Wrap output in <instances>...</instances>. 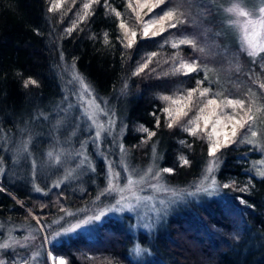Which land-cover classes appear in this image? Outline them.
<instances>
[{"label":"trees","instance_id":"16d2710c","mask_svg":"<svg viewBox=\"0 0 264 264\" xmlns=\"http://www.w3.org/2000/svg\"><path fill=\"white\" fill-rule=\"evenodd\" d=\"M146 2L155 0H0V219L29 216L25 208L36 214L38 208L51 212L82 201L91 205L96 197L98 174L95 185L87 175L79 188H51L42 198L7 182L1 156L7 143L23 140L29 149L50 144L51 123L61 116L63 63L72 64L122 125L120 143L126 159L142 164L153 157L161 173L173 169L171 174L162 173V178L174 187H192L210 157L206 134L212 132L211 124L204 128L200 121L203 131L196 136L184 131L207 99L243 100V110L225 108L224 113L235 111L247 119L251 102L246 87H252L256 78L264 83V49L250 57L235 42L226 43L219 33L217 10L207 0H165L152 12L138 7ZM168 10L174 12L171 23L177 26L169 28L165 22L164 32L144 38V22ZM121 22L129 29V38L132 30L137 33L132 48L126 47ZM183 33L194 45L170 39ZM186 61H195L197 70L185 74L180 65ZM145 63L147 67L134 75ZM29 78L37 83L25 87ZM205 88L208 95L200 97ZM191 89L197 91L186 109L188 116L169 128L170 117L163 109L187 104ZM164 96L170 99L163 100ZM173 100L180 103L174 105ZM250 122L238 130L235 143L214 157L218 194L177 204L150 233H132L124 218L107 217L87 235L75 234L51 244V254L65 264H264L260 155L249 141L240 139ZM142 127L156 135L149 139ZM59 130L64 132L65 126ZM181 157L190 163L182 165ZM225 183L230 187L223 188ZM133 240L147 249L137 259L130 256ZM42 264H48L45 258Z\"/></svg>","mask_w":264,"mask_h":264},{"label":"rangeland","instance_id":"374dc122","mask_svg":"<svg viewBox=\"0 0 264 264\" xmlns=\"http://www.w3.org/2000/svg\"><path fill=\"white\" fill-rule=\"evenodd\" d=\"M207 1L217 10V22L221 23L218 25L221 28L219 33L226 43L235 42L250 57L264 49V28H260L254 37L257 49L253 55L249 54L252 49L246 40V36L251 37V28L247 31L244 28L247 20L264 21V11H261L264 9V0ZM233 7L249 15L241 17L227 11ZM170 39L180 41L190 38L183 33L177 37L171 35ZM196 48L201 50L203 47ZM253 84L252 87H246L247 98L251 102L252 111L249 115H252V122L240 139L251 141L260 155L259 166L264 173V106L261 104V100L264 101V87L261 85L264 83L256 78ZM60 87L61 116L58 118L60 121L51 123L48 133L50 144L29 149L26 141L15 140L3 147L5 149L1 156L6 167V177L10 181L7 182L14 181L12 185L15 188L24 187L27 194L42 198L51 188H71L74 185L79 188L87 175H90V182L95 185L98 174L96 197L91 205L82 201L77 206H64L60 211L51 212L38 208L36 214L25 208L29 216L17 221L0 219V245L7 246L0 248V264H42L44 258L48 264H58L61 257L51 254L48 248L51 244L75 234L87 235L107 217L124 218L132 233L138 230L150 233L156 230L177 204L207 195L200 193L188 196L187 193L195 191L197 186L207 187L211 183L214 157L208 158L192 187L171 186L163 181L162 175L159 179L155 178L160 169L153 157L142 164H131L126 159L124 149L122 153L120 147L122 125L104 101L94 96L72 64H62ZM110 121L114 122L111 128ZM61 126H65L64 132L59 130ZM96 131H101V136L94 142ZM253 131L257 133L256 137L251 136ZM209 166L212 172L207 171ZM110 177L111 191L108 190ZM129 178L134 181L131 185L128 184ZM117 201L120 203L117 204ZM101 213L103 215L99 221L82 223ZM78 223H82V227L66 231ZM146 252V247L133 240L130 247L133 259Z\"/></svg>","mask_w":264,"mask_h":264},{"label":"snow or ice","instance_id":"6c2138e0","mask_svg":"<svg viewBox=\"0 0 264 264\" xmlns=\"http://www.w3.org/2000/svg\"><path fill=\"white\" fill-rule=\"evenodd\" d=\"M165 0H155L154 3H144V4H138V7H147L148 12H152L155 7H158L160 4H163ZM85 9L89 7L88 4L84 5ZM131 7V5H130ZM51 11V9H49ZM230 13H235L238 16L245 17L248 16L249 14L245 11L240 10L238 7H233L229 8L227 10ZM261 11H264L262 9ZM117 16L120 15V13H116ZM138 21L141 19L139 16H137ZM174 19V12L172 11H167L164 13V15L160 16L158 19H150L143 24L142 32H143V37L148 38L150 35L152 37H155L159 35L160 33L165 31V22H169L167 24V27L169 28H174L176 27V23H171V21ZM180 23H183V21H179ZM160 25L158 30H151L154 28L156 25ZM120 28L124 30V38L127 40L126 47L127 48H132L134 42H135V37L137 33L132 30L130 32L131 38H129V29L126 28V25L121 22ZM244 28L247 31L249 28H251V37L246 36V40L249 44V47L252 49V52H250V55H253L257 49V44L255 43L254 37L258 34V30L260 28H264V21H255V20H247L244 24ZM69 33H71L72 29L67 30ZM107 43V41H106ZM180 44H193L194 41L191 39H183L180 40ZM173 48L178 47L177 44L172 45ZM153 56L156 54L153 53ZM151 60V57H149V61ZM147 67V63H145L143 66H141L140 69H138L137 73H134V75H138L139 72H142L144 68ZM180 68L186 69L185 74L191 73L196 71V64L195 61H193L191 64L187 63H181ZM179 70V69H178ZM37 82L35 80H32L29 78L28 80L25 81V87H27L29 84L35 85ZM201 84V81H197V85L199 86ZM261 87H264V85H261ZM197 91V89H191L187 92V104H183V106L177 107L176 109L172 108H164L163 111L167 113L168 117H170V122L168 123V127L172 128L175 123H177L181 117L188 116V111L186 109H189V107L192 105L193 98H194V93ZM209 93V89L205 88L203 91H200L199 95L200 97H206ZM163 100H169L170 97L164 96L162 97ZM172 103L174 105L179 104V101L173 100ZM245 107V103L243 100H233V99H226L223 101H217V99H207L204 103L203 106L199 107L198 112L194 118H190L187 121L188 127L184 128V131L188 133L190 136H196L198 131L202 132L203 129L200 127V121H203L204 128H207L209 124H211L212 127V132L206 134L207 139L209 141V147H208V155L210 157H215L217 152H219L222 148H226L229 145L233 144L236 142V138L239 134L238 130L242 129L245 127L246 124H248L249 121L252 120V116L249 115L252 111L251 105L248 107V111L245 113V116H247V119L244 117H240L238 113L235 111L231 114H226L224 113L225 108H233V109H241L243 110ZM206 109H211L207 115H205ZM213 117H215L213 119ZM91 119V117H89ZM159 125V120H157V126ZM114 122L110 121L109 127H113ZM103 128V126H100ZM230 129V131H229ZM142 131L147 132L149 139L151 137L155 136V132H150L148 131L147 128H141ZM111 134V133H109ZM257 133L253 131L251 133L252 137H256ZM101 136V131H96L95 136L93 137L94 142L96 140H99ZM222 138V139H221ZM251 142V141H249ZM182 144H185V141H181ZM188 147H191V145H187ZM121 152L123 153V145L121 144ZM182 160V165H188L190 161L186 157H181ZM151 171V169H149ZM208 172H212L211 166L207 169ZM173 172V169L171 168H164L162 169V173H169L171 174ZM160 171L156 173L155 178L159 179L162 175ZM262 176H264V173H261ZM134 181H132L131 178L128 179V184L131 185L133 184ZM58 186V185H57ZM230 184L225 183L223 184V188H229ZM3 190V189H0ZM108 190H112V184H111V177H110V182L108 185ZM219 190V185L217 184V181L215 177H212L211 183L207 187H200L197 186L195 191L193 192H188V196H196L200 193L207 194L209 196L218 194ZM122 191V190H121ZM123 199V198H122ZM120 201H117V204H119ZM241 203H244V201H241ZM127 207V206H126ZM130 210V208L128 209ZM103 213L100 215H96L94 217H91L88 221H83L82 223L86 224L91 222L92 220L99 221L101 219V216ZM82 223L76 224L73 228L68 229L66 231H75L76 229L82 227ZM6 245H0V248H6ZM139 251V249H137ZM58 264H65L64 260H59Z\"/></svg>","mask_w":264,"mask_h":264}]
</instances>
